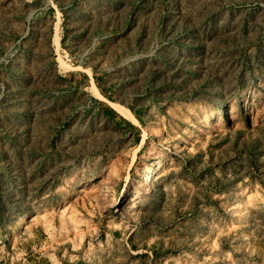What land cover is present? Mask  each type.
I'll list each match as a JSON object with an SVG mask.
<instances>
[{"label": "rangeland", "instance_id": "obj_1", "mask_svg": "<svg viewBox=\"0 0 264 264\" xmlns=\"http://www.w3.org/2000/svg\"><path fill=\"white\" fill-rule=\"evenodd\" d=\"M0 264H264V0H0Z\"/></svg>", "mask_w": 264, "mask_h": 264}]
</instances>
